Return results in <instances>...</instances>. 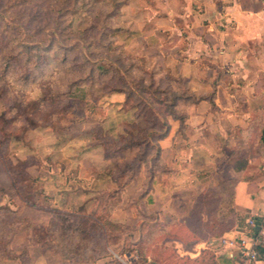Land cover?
I'll list each match as a JSON object with an SVG mask.
<instances>
[{"label": "rangeland", "instance_id": "1", "mask_svg": "<svg viewBox=\"0 0 264 264\" xmlns=\"http://www.w3.org/2000/svg\"><path fill=\"white\" fill-rule=\"evenodd\" d=\"M181 1L124 0L125 4L113 20L121 30L113 37L119 48L138 62L142 71L155 73L156 82L163 89L173 86L182 92L185 88L190 90L188 81L172 73L171 64H174V58L178 59L177 48L184 45V40L180 42L177 35L163 30L169 23L164 18L167 10L179 9ZM243 2L256 4V0ZM57 3L56 0H47L44 4L34 2L23 8L17 17L4 21H1L3 13H0V27L6 23L20 24L23 35L27 30L34 32L39 28L43 33L33 34L32 38L46 41L49 38L47 30L55 24L57 12L52 8ZM220 3L219 0L218 5ZM103 8L96 21L107 12L105 5ZM92 18L87 8L65 15L62 24L73 35L67 40L61 39L62 44L83 43L79 35L92 31ZM159 20L163 22L162 27L152 23ZM14 31L10 28L5 37ZM87 55L88 58L96 57ZM219 66L215 67V74H209L214 83L242 85L249 82L256 86V74L241 76L235 81ZM61 80L59 71L51 67L28 83L8 75L0 86V89L7 88L4 99L0 100V129L5 126L4 112L10 114L11 110L17 119L9 126L16 135L0 143V237L10 239V248L20 255V258H8L6 255L10 253H1L0 264H145L141 251L151 237L149 233L157 230L156 219L167 225L180 224L179 217L172 212L183 203L174 202V198L182 190L187 192L189 177L182 172L165 176L168 184L176 182L180 186L179 189L170 188L166 194L165 189L162 192L152 187L150 166H143L131 182L119 188L118 181L123 182L134 174L127 165L135 166L139 149L113 151L105 147L96 134L118 140L120 134L137 133L147 125L144 115L132 108L134 99L125 102L124 93L103 90L97 91L94 99H85V91L81 90L87 87L69 89ZM259 80L264 82L263 77ZM50 86L66 92L64 102L57 100L54 104L31 107V101ZM177 109L185 112L178 106ZM183 134L186 136L185 132ZM2 139L0 133V141ZM8 161L14 165L20 161L28 164L26 170L22 167L23 171L33 176L35 182L26 191L25 198L33 200L36 206L24 202L17 194L8 173ZM124 173L127 176H123ZM150 188L156 195L149 196ZM184 201L189 206V194ZM86 215L97 218L98 226H93L91 220L84 224ZM172 216L174 219L170 218ZM151 222L155 224H149ZM30 223L45 227L47 241L35 244L36 239L30 238ZM77 227L91 231L90 237L83 240L82 232L76 235ZM174 244L173 240L156 239L149 245L148 258L159 264L179 262L176 258L185 260L187 257L181 258Z\"/></svg>", "mask_w": 264, "mask_h": 264}, {"label": "crops", "instance_id": "2", "mask_svg": "<svg viewBox=\"0 0 264 264\" xmlns=\"http://www.w3.org/2000/svg\"><path fill=\"white\" fill-rule=\"evenodd\" d=\"M220 1L221 5L219 0H182L179 9L167 10L170 18L164 16L169 23L163 30L177 35L180 42L184 40L177 48L180 60L173 59L171 72L187 79L192 93L207 95L214 90V96L197 103H178L185 111V128L181 131L179 121L170 120V131L160 145L162 160L171 170L161 179L155 177L152 187L165 189L167 194L170 188L180 186L168 184L165 176L182 172L189 177L192 185L174 198V202L183 203L172 212L180 224L203 193L218 187L227 192L230 187L232 225L219 230L215 221L210 222L212 231L207 230L205 237L189 247L173 240L174 249L181 258L192 260L210 251L219 264H264V82L259 80L264 78V0H256V4ZM161 22L152 23L162 27ZM218 65L235 81L256 74V86L221 81L214 88L209 74H215ZM153 188L149 196L156 195ZM186 194L189 206L184 201ZM201 215L207 223V211ZM226 236L253 237L257 252L261 251L259 257L249 259L237 245L222 243Z\"/></svg>", "mask_w": 264, "mask_h": 264}, {"label": "trees", "instance_id": "3", "mask_svg": "<svg viewBox=\"0 0 264 264\" xmlns=\"http://www.w3.org/2000/svg\"><path fill=\"white\" fill-rule=\"evenodd\" d=\"M47 0H3L0 1L2 7V19H9L17 17L19 12L28 5L34 2L46 3ZM58 3L52 9L56 10V20L52 29H48L49 38L44 41L42 39H33V34H42L43 32L38 28L37 33L26 31L22 34L23 27L20 24L11 25L6 23L0 27V86L4 84L8 75L18 78L22 83L36 80L39 74L54 67L59 71L62 77L61 82H65L70 88L84 90V98L94 99L97 91L120 92L124 93L126 101L135 100L132 108L137 109L138 112L144 115L146 127L140 128L137 133L128 132L126 135H119L118 140L107 139L103 134L97 133L96 137L105 147L113 151L120 152L129 148L137 147L138 153L136 164L127 165L130 170H134V174L129 176L125 181H118L119 188L132 181L134 175L143 166H150L152 183L155 177L161 179L162 176L170 172V168L162 160V148L160 141L163 140L170 131V118L178 120L180 130L185 128L186 115L178 111L177 106L179 101H186L197 103L201 99H212L214 90L207 95H196L188 88L183 89L173 88L168 86L163 89L160 83L156 82L155 73L144 72L140 69L138 62L126 55L124 50L119 48L116 44L113 35L121 30V27L114 22V16L119 11L120 7L124 5V0H56ZM103 5L106 6L107 12L103 14L100 21L95 18L104 10ZM87 8L92 23V31L90 33L84 32L79 35L83 39V43L75 42L62 44V40H67L73 33L63 25L64 16L69 13H74L79 9ZM49 10V9H48ZM95 14V15H94ZM11 21V20H10ZM14 31L7 37L9 29ZM22 30V31H21ZM88 31V30H87ZM4 35V36H3ZM32 38L33 40H31ZM89 56H96L89 57ZM60 82V81H59ZM58 82V83H59ZM109 82V85L106 84ZM177 82V81H176ZM178 83V82H177ZM216 82L213 84L214 88ZM0 89V100L4 99L7 93V88ZM66 99V92H60L57 88L47 87L34 98L30 106L35 108L41 104H54L57 100L64 102ZM60 101V102H61ZM213 103V102H212ZM49 105V104H48ZM66 107V106H64ZM2 120L5 124L0 129L3 134V139L0 141H9L12 136L16 134L10 129L12 124L17 120L14 116L4 112ZM7 125V126H6ZM10 126V127H9ZM8 173L11 177L12 185L15 187L17 194L24 202L31 206H36L33 200L25 198L26 191L32 187L35 178L23 171L28 164L25 161H20L17 165L11 161L7 163ZM23 167V168H22ZM26 170V168H25ZM127 174H123V176ZM230 187L226 188L224 192L221 187L203 193L189 211L185 218L184 224L167 225L156 219L155 224L157 230L155 233H149L144 251H141V258L145 264H159L154 259L148 258L149 245L156 239L165 240H179L186 247L196 243L200 238L205 237L207 230L212 231L210 222H214L219 227V230L230 227L233 223V210L231 208V196L228 193ZM114 191L113 193H116ZM216 192V193H215ZM220 193V194H218ZM225 193V196H224ZM207 211L209 218L207 223H203L201 218L204 211ZM78 215V214H77ZM222 219L220 220V216ZM87 216V217H86ZM84 217V224L89 220L92 221L93 226H98V219L86 215ZM31 232L30 238L36 239L35 244L47 241L46 231L44 232L43 225L29 224ZM77 227L76 235L82 232V239H88L91 231ZM54 236V234H52ZM37 237L39 239L37 240ZM141 238H143L141 234ZM10 239L4 240L0 237V254L10 253L6 256L8 258H20L14 254L10 248ZM261 251L258 252L259 257ZM68 254L64 256L68 258ZM231 258V257H227ZM179 262H164L160 264H219L218 258L213 252L206 251L197 260L185 258V260L175 259Z\"/></svg>", "mask_w": 264, "mask_h": 264}, {"label": "built area", "instance_id": "4", "mask_svg": "<svg viewBox=\"0 0 264 264\" xmlns=\"http://www.w3.org/2000/svg\"><path fill=\"white\" fill-rule=\"evenodd\" d=\"M252 225H254V221L250 220L249 221ZM221 242L224 244H229L231 246L237 245L240 248V252L248 257L249 259H256L258 256V252L254 246V239L253 237H238V236H233V237H223L221 239ZM250 242V245L248 243Z\"/></svg>", "mask_w": 264, "mask_h": 264}]
</instances>
